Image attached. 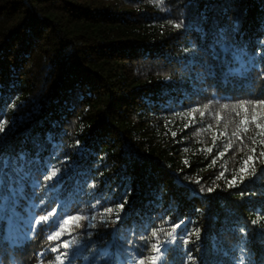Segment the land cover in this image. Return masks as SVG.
I'll use <instances>...</instances> for the list:
<instances>
[{
    "label": "trees",
    "instance_id": "trees-1",
    "mask_svg": "<svg viewBox=\"0 0 264 264\" xmlns=\"http://www.w3.org/2000/svg\"><path fill=\"white\" fill-rule=\"evenodd\" d=\"M262 40L264 0H0V264H264Z\"/></svg>",
    "mask_w": 264,
    "mask_h": 264
},
{
    "label": "snow or ice",
    "instance_id": "snow-or-ice-1",
    "mask_svg": "<svg viewBox=\"0 0 264 264\" xmlns=\"http://www.w3.org/2000/svg\"><path fill=\"white\" fill-rule=\"evenodd\" d=\"M182 24H183V21H181L180 23H176L174 26L176 28H180ZM261 44L264 45V40L261 41ZM257 55H264V53H262L260 50H258ZM260 75H261V78L264 79V72H261ZM241 107L243 108L244 105H241ZM240 125H241V127L237 131H234L232 135L234 137H236L237 140H239L241 145H244L245 139H247L254 146L257 143H259V145L261 146V151H259L258 155H256V148L255 147H253L251 151L255 155L256 160H259L260 158H264V99L259 100L257 103H255L253 105L251 117L245 115V117L240 121ZM188 126L189 125H187V124L185 125V127H188ZM250 128H254V130H255L254 136L248 135ZM11 131H12L11 124H8L7 126H5L4 123H0V139H3L4 137H6ZM173 135H175V133H173ZM221 135H224V133H221ZM227 147L228 148L231 147V141L229 142ZM207 151L211 152L212 149H207ZM220 155L222 156L223 153H221ZM8 160H9V157L6 154H4L2 151H0V174H3L5 177L8 175V170H7ZM250 162H254L253 155L248 156V158L244 161V165L240 171L241 172H247ZM213 163H215V160H213ZM262 171H264V170H262ZM253 175H256V173L253 172ZM222 176H223V173H221V177ZM16 178L19 180L23 179L22 176H17ZM53 178H56V180L60 179V177L58 176V174L56 172H52L51 175H49L47 172H45L43 175V179L47 180V181H51V180H53ZM241 182H243V176H241ZM228 185H229V187L237 186L235 176L233 177V179L231 181L228 182ZM208 190L212 191V189H208ZM240 194L243 196L246 193L242 192ZM126 197H127V193H126L125 198L120 203L119 208L117 210L114 211L112 208H109V209H107V211L105 213L101 214L102 215V223L107 224L110 222L113 225H118L121 223L122 217H121L120 213L123 211L124 205L127 203ZM112 216H115V219H110V220L103 219V217L111 218ZM48 219H49V216L44 215V216H41L39 218V220L36 221V223L39 224L43 221H48ZM70 219L78 220L79 217H72ZM93 219H95V218H93ZM64 223L67 224L68 220H65ZM253 223H255V221ZM92 227H95V225H92ZM178 227H180V225H175L172 229V232L175 233L176 228H178ZM195 235L197 237H199V230H197ZM152 236L153 237L156 236L155 231L152 232ZM53 238H54L53 236L48 237L49 240H52ZM55 238L59 239V235H57ZM185 243H187V241H185ZM61 247L68 249L70 247V245L67 241H61L60 244H58L56 247L52 248L51 250L53 252H56ZM148 247H151L152 252H153V255L151 257L152 264H157V262H159V264H164L163 256L165 254V249H164L163 245H158L155 243L148 245L146 243L145 244V251H147ZM72 255H73L72 251H65V252H62L60 254V256H57L56 259L60 260L61 264H64L65 260L67 261V264H73ZM141 255H143V253H141ZM61 257H63V259H61ZM101 259H106V257L102 256ZM187 260L190 262V264H191V262H194V260H195V258L191 255L190 252L187 255ZM97 264H99V261L97 262ZM112 264H117V262L113 261ZM138 264H145V261L143 259H139Z\"/></svg>",
    "mask_w": 264,
    "mask_h": 264
},
{
    "label": "rangeland",
    "instance_id": "rangeland-1",
    "mask_svg": "<svg viewBox=\"0 0 264 264\" xmlns=\"http://www.w3.org/2000/svg\"><path fill=\"white\" fill-rule=\"evenodd\" d=\"M105 251H106V253L108 252V254H111L110 250H105Z\"/></svg>",
    "mask_w": 264,
    "mask_h": 264
},
{
    "label": "water",
    "instance_id": "water-1",
    "mask_svg": "<svg viewBox=\"0 0 264 264\" xmlns=\"http://www.w3.org/2000/svg\"><path fill=\"white\" fill-rule=\"evenodd\" d=\"M110 248H111V245H109V246L107 247L108 250H110Z\"/></svg>",
    "mask_w": 264,
    "mask_h": 264
}]
</instances>
